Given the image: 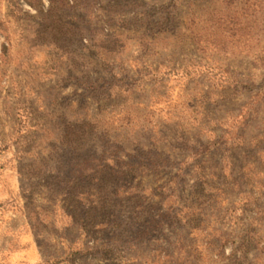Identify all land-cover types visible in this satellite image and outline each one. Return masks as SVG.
<instances>
[{
    "label": "rangeland",
    "instance_id": "obj_1",
    "mask_svg": "<svg viewBox=\"0 0 264 264\" xmlns=\"http://www.w3.org/2000/svg\"><path fill=\"white\" fill-rule=\"evenodd\" d=\"M0 264H264V0H0Z\"/></svg>",
    "mask_w": 264,
    "mask_h": 264
}]
</instances>
